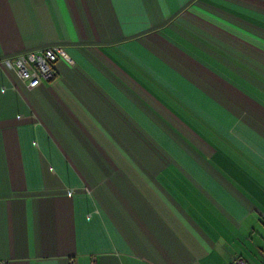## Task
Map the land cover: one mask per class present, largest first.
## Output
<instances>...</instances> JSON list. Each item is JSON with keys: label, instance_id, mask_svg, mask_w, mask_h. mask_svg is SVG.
I'll return each instance as SVG.
<instances>
[{"label": "crops", "instance_id": "crops-1", "mask_svg": "<svg viewBox=\"0 0 264 264\" xmlns=\"http://www.w3.org/2000/svg\"><path fill=\"white\" fill-rule=\"evenodd\" d=\"M53 45L0 65V264H264V0H0Z\"/></svg>", "mask_w": 264, "mask_h": 264}, {"label": "built area", "instance_id": "built-area-1", "mask_svg": "<svg viewBox=\"0 0 264 264\" xmlns=\"http://www.w3.org/2000/svg\"><path fill=\"white\" fill-rule=\"evenodd\" d=\"M59 58L70 61L62 47L53 45L39 51H28L3 58L0 65L5 70L15 73L25 88L33 89L43 82L54 80V66ZM68 190L71 193V189ZM230 264H247V261L235 256Z\"/></svg>", "mask_w": 264, "mask_h": 264}, {"label": "trees", "instance_id": "trees-1", "mask_svg": "<svg viewBox=\"0 0 264 264\" xmlns=\"http://www.w3.org/2000/svg\"><path fill=\"white\" fill-rule=\"evenodd\" d=\"M60 59V58H59ZM55 70V69H54ZM56 74V73H55Z\"/></svg>", "mask_w": 264, "mask_h": 264}]
</instances>
